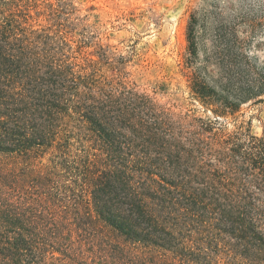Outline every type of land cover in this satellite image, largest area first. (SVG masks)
<instances>
[{"label": "trees", "instance_id": "1", "mask_svg": "<svg viewBox=\"0 0 264 264\" xmlns=\"http://www.w3.org/2000/svg\"><path fill=\"white\" fill-rule=\"evenodd\" d=\"M224 3L200 114L128 83L72 0H0V264H264V133L236 124L264 96V0Z\"/></svg>", "mask_w": 264, "mask_h": 264}, {"label": "rangeland", "instance_id": "2", "mask_svg": "<svg viewBox=\"0 0 264 264\" xmlns=\"http://www.w3.org/2000/svg\"><path fill=\"white\" fill-rule=\"evenodd\" d=\"M225 1L72 0L77 7L76 15L84 18L80 27L91 37L87 40L97 46L96 50L104 49L109 60L123 68L128 83L155 94L162 101L172 99L183 110L195 108L200 114L204 111L190 98L188 84L210 50L211 5L224 7ZM194 12H197L199 26L195 31L198 47L192 58L188 50L187 26ZM223 16H228L226 11ZM202 19L204 28L200 26ZM256 45L260 50L253 51L264 60V42ZM93 46L87 50H93ZM189 59L192 63H188ZM236 124H242L251 134L262 135L264 96L241 104ZM228 128H233L232 121Z\"/></svg>", "mask_w": 264, "mask_h": 264}]
</instances>
